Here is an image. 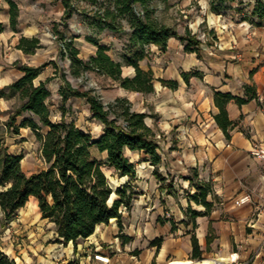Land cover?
I'll return each instance as SVG.
<instances>
[{"label":"crops","instance_id":"0c3cea01","mask_svg":"<svg viewBox=\"0 0 264 264\" xmlns=\"http://www.w3.org/2000/svg\"><path fill=\"white\" fill-rule=\"evenodd\" d=\"M10 2L18 9L16 31L10 26ZM64 12L61 0H0V91L21 77L16 63L37 67L45 47L56 44L60 50L51 36L54 24L48 33L44 28L50 21L60 22ZM209 14L211 21L222 16L211 11L210 3ZM72 19L76 25L70 28ZM236 22L237 29L228 34L219 25L210 24L208 30L215 32L216 40L208 43L207 50L200 40L199 55L184 50L185 42L179 37L186 28L183 33L177 30L179 37L169 39L164 52L151 46L140 67L154 74L152 93L127 91L105 78L112 83L113 94H101L102 101L125 98L133 111L147 115L145 122L157 135L161 158L157 173L162 180L153 174L148 159L127 151L128 158L127 154L136 156V160L130 158L137 163L136 179L130 184L127 177L115 179H125L122 186L128 184L136 192L130 209L122 214L121 227L111 219L97 226L76 248L72 243L67 245L76 264H185L191 260L193 236L201 251V264H211V260L264 264V163L250 154L254 143L264 149V23ZM67 24L66 28L58 25V30L67 37L66 32H75L71 37L75 46L84 24L76 13ZM22 37L39 39L41 48L25 54L16 48ZM95 52L96 48L84 60ZM115 61L123 63L122 55ZM125 68L133 72L131 76L124 75ZM42 74L34 84L51 79L47 90L51 93L48 85L53 83L58 92L62 84L56 85L59 74L46 79ZM122 75L132 77L134 69L123 66ZM159 80L176 82L177 86L173 89ZM215 93L244 100L255 96L242 105L235 101L226 105L231 122L228 135L214 119L219 114ZM97 123L102 133V125ZM100 155L102 160L106 158L105 153ZM107 171L113 175L112 170ZM197 184L212 188L208 201L214 206L209 214L188 199ZM189 207L199 216L192 217ZM157 239H162L159 247L152 244ZM91 253L102 260L93 261Z\"/></svg>","mask_w":264,"mask_h":264},{"label":"trees","instance_id":"16d2710c","mask_svg":"<svg viewBox=\"0 0 264 264\" xmlns=\"http://www.w3.org/2000/svg\"><path fill=\"white\" fill-rule=\"evenodd\" d=\"M65 12L60 23L53 26V35L59 43L61 59L69 62L68 73L63 70L59 75L61 86L58 91L60 120H51V93L46 84L51 80L34 81L42 71L53 65L54 61L37 67L16 63L21 77L0 91L1 98H17L21 104L14 108L8 119L0 126V227H5L14 221L18 212L26 207L33 198L37 201L41 220H47L52 225L55 242L63 246L72 243L76 248L81 240L92 236L97 226L108 224L116 219L121 227L122 211L130 209L134 193L128 184L113 189L105 169L113 171L114 178L127 177L133 182L137 176V163L126 156V152L138 153L144 156L154 167L153 174L158 176L161 158L158 154L157 135L145 122L147 115L132 110L131 103L125 98L104 104L100 95L94 89L82 90L88 80L87 74L94 73L117 83L121 88L149 94L154 91L153 72L143 70L140 63L148 58L149 48L157 47L165 51L171 38L179 37L177 29L162 23L157 17L161 5L169 7L171 0H61ZM78 2L89 6L79 9ZM236 4V8H234ZM11 29L16 31L18 9L9 3ZM210 9L218 15H226L227 11L235 10L240 22L264 23V0H211ZM78 14L84 25L92 28L96 34L109 31L115 36L125 35L123 43V63L111 58L110 45H104L86 35L85 39L96 47V52L87 60L79 58V50L74 46V39L68 38L58 30V25L67 27L73 14ZM129 23L130 31L126 32L122 20ZM3 28L0 25V31ZM185 42V52L200 53L201 41L197 35L185 29L179 37ZM17 49L25 54H34L40 47L39 39L22 37ZM134 69L132 77H123L122 67ZM185 76V77H184ZM80 80L76 86L69 80ZM186 79V75H183ZM163 85L176 88V82L159 80ZM252 95L248 100L254 98ZM83 99L88 105L90 118L102 125V133L97 139L78 127L73 120L68 121L71 99ZM248 100L233 97L231 94L215 93L214 102L219 114L214 117L225 135L231 126L228 120L226 105L235 101L242 105ZM24 114L21 123L17 119ZM31 129L40 145V154L44 168L27 176L21 168L23 154L9 152L5 134L19 135L21 129ZM106 154L104 160L94 155ZM142 158L140 159V162ZM194 177H197L195 174ZM160 180V176H158ZM196 191L188 199L196 205L205 208L209 214L214 206L208 201L212 194L209 184H197ZM188 211L196 218L199 214ZM195 226V224H194ZM162 239L152 242L159 247ZM191 260L185 264H201V251L197 239L192 237ZM0 264H15L4 253L0 252Z\"/></svg>","mask_w":264,"mask_h":264},{"label":"rangeland","instance_id":"374dc122","mask_svg":"<svg viewBox=\"0 0 264 264\" xmlns=\"http://www.w3.org/2000/svg\"><path fill=\"white\" fill-rule=\"evenodd\" d=\"M209 3L210 0H171L169 7L165 8L161 5L157 11V17L159 20L171 27L176 28L180 33H183V28L189 29L191 33L194 32L197 37L203 41V47L207 50L208 43H212L216 40L215 32L208 30L209 25L220 26L225 34L234 31L237 26L235 10L227 11L226 15H222L219 19L211 21L209 14ZM76 5L79 9L89 6L85 2H78ZM236 8V4L233 5ZM55 23H60L55 22ZM53 21H50L45 25V33L50 32L52 29ZM70 28L76 25L75 21L72 19L69 22ZM122 26L126 32L130 31L129 23L126 19L122 20ZM68 38L74 37L75 32H66ZM81 38L75 41V46L80 52L79 58L85 59L92 51H95V46L87 42L86 35L90 36L95 40H99L102 44L110 45L111 51L109 55L115 59L120 60L121 55H123V43L125 35L120 37L113 35L109 31H104L99 34L88 27L87 25H82ZM53 39L56 40L53 34H51ZM41 54L43 58H40L38 66L54 61L58 66L57 71L53 65L48 66L43 70L42 79H46L52 74H61L62 71L66 70L68 72L69 63L67 59H61L56 44H51L45 47ZM132 71L130 69H124L125 76H131ZM88 80L82 87V90H87L89 88L94 89L100 97L102 95H112L113 89L111 88L112 83L103 77L96 76L94 73L87 74ZM69 80L73 85H77L81 81L74 80L69 77ZM61 79H57L56 85L60 84ZM51 90V101H52V114L51 120L53 122L58 121L60 118V112L58 110L59 96L56 91V87H53V83L48 85ZM105 104H108V100H103ZM21 102L17 98H13L9 101H0V126L3 129L5 121L9 117V113L16 107H18ZM71 107L69 115H67V120H73L75 124L86 132L90 133L93 139H97L101 134V128L97 122H94L90 118V113L88 105L83 99H71L68 102ZM28 117L27 114L19 117L17 119V124L19 125L21 121ZM5 144L12 154H23L24 158L21 162L22 171L27 175L38 172L44 168V163L40 154V145L36 140V136L31 129H21L19 135H14L12 133H4ZM95 156L102 159L101 155L96 151L93 152ZM132 160H136V156L127 154ZM106 175L109 179L110 185L113 189L122 186V182L125 179H121L122 182L116 180L111 176V172L105 169ZM134 194L136 192H133ZM122 214L126 213L127 210L122 208ZM124 228L122 227V230ZM81 243V242H79ZM0 251L4 253L9 259L13 260L15 264H76L73 254L68 253L67 246H58L55 242V234L53 227L47 225L46 222L40 220L38 214L37 205L34 199L30 200L29 203L23 208L10 224L5 227H0ZM93 261H98L95 254L91 253ZM72 261V262H69ZM102 263V262H101Z\"/></svg>","mask_w":264,"mask_h":264},{"label":"built area","instance_id":"2783aa9c","mask_svg":"<svg viewBox=\"0 0 264 264\" xmlns=\"http://www.w3.org/2000/svg\"><path fill=\"white\" fill-rule=\"evenodd\" d=\"M250 154L256 160L264 163V149L259 144L254 143L252 145V148L250 150ZM96 258L102 260V258L99 256H97Z\"/></svg>","mask_w":264,"mask_h":264},{"label":"bare ground","instance_id":"6f19581e","mask_svg":"<svg viewBox=\"0 0 264 264\" xmlns=\"http://www.w3.org/2000/svg\"><path fill=\"white\" fill-rule=\"evenodd\" d=\"M33 199V198H32ZM31 199V200H32ZM220 262L219 261H216V260H211V264H219Z\"/></svg>","mask_w":264,"mask_h":264}]
</instances>
